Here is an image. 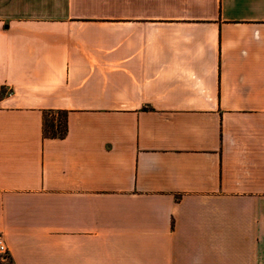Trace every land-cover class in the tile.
<instances>
[{
    "label": "crops",
    "instance_id": "obj_1",
    "mask_svg": "<svg viewBox=\"0 0 264 264\" xmlns=\"http://www.w3.org/2000/svg\"><path fill=\"white\" fill-rule=\"evenodd\" d=\"M0 240V264H264V0H0Z\"/></svg>",
    "mask_w": 264,
    "mask_h": 264
},
{
    "label": "trees",
    "instance_id": "obj_2",
    "mask_svg": "<svg viewBox=\"0 0 264 264\" xmlns=\"http://www.w3.org/2000/svg\"><path fill=\"white\" fill-rule=\"evenodd\" d=\"M67 113L49 112L43 116V135L48 138H63L67 133Z\"/></svg>",
    "mask_w": 264,
    "mask_h": 264
},
{
    "label": "built area",
    "instance_id": "obj_3",
    "mask_svg": "<svg viewBox=\"0 0 264 264\" xmlns=\"http://www.w3.org/2000/svg\"><path fill=\"white\" fill-rule=\"evenodd\" d=\"M8 254L7 246L3 241L0 240V260L3 259Z\"/></svg>",
    "mask_w": 264,
    "mask_h": 264
}]
</instances>
